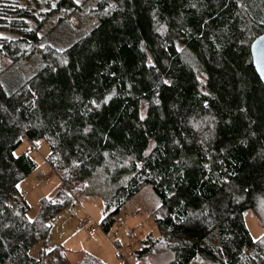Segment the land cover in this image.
Wrapping results in <instances>:
<instances>
[{
  "label": "trees",
  "instance_id": "obj_1",
  "mask_svg": "<svg viewBox=\"0 0 264 264\" xmlns=\"http://www.w3.org/2000/svg\"><path fill=\"white\" fill-rule=\"evenodd\" d=\"M100 23L71 46L43 44V23L1 5L0 264H72L46 250L51 221L75 200L101 198L109 233L146 186L160 206L159 236L136 258L168 264H264V85L251 45L264 33V0H86ZM82 9L59 0V10ZM3 10V11H2ZM43 65L23 77L20 64ZM3 59L8 61L4 64ZM13 77V78H12ZM46 140L62 183L33 220L20 184L38 169L23 142ZM81 188V189H80ZM43 244L39 257L30 251ZM75 264H104L85 254Z\"/></svg>",
  "mask_w": 264,
  "mask_h": 264
},
{
  "label": "rangeland",
  "instance_id": "obj_2",
  "mask_svg": "<svg viewBox=\"0 0 264 264\" xmlns=\"http://www.w3.org/2000/svg\"><path fill=\"white\" fill-rule=\"evenodd\" d=\"M75 1L83 10L58 11L59 0H0V9L2 4H9L27 10L32 15L34 28L37 27L38 22L43 23V28L40 30V36L44 38L43 44L64 49L90 33L100 23L99 18L88 16V8L84 7L86 0ZM1 36L14 37L16 33L10 27L0 24ZM7 61L3 59L2 63ZM42 65L43 61L39 54H36L30 60L20 64V73L23 77L30 76ZM23 152H28L38 164V169L20 184V191L30 205L28 218L33 220L39 211V201L43 197L54 198L62 181L47 163L50 147L46 140L36 143L25 140L16 153ZM78 188L76 184L67 188L75 200L51 221L47 251L63 249L67 261L72 264L79 262L85 254L97 257L104 264L169 263L171 260L169 253L155 254L147 260L137 259L135 255L136 251L141 249L142 241L148 234L152 233L155 236L160 234L154 220V213L160 206V200L152 186H146L127 202L116 217L117 222L109 233H105L101 228V221L105 217L103 200L98 197L82 196L76 192ZM247 213V226L253 237L258 239L264 232L261 220L254 212ZM85 218L91 219L99 226L96 233L81 229ZM42 248L41 242L31 249L30 254L37 258ZM190 264L213 263L197 257Z\"/></svg>",
  "mask_w": 264,
  "mask_h": 264
},
{
  "label": "water",
  "instance_id": "obj_3",
  "mask_svg": "<svg viewBox=\"0 0 264 264\" xmlns=\"http://www.w3.org/2000/svg\"><path fill=\"white\" fill-rule=\"evenodd\" d=\"M251 53L255 70L264 85V33L253 41Z\"/></svg>",
  "mask_w": 264,
  "mask_h": 264
},
{
  "label": "built area",
  "instance_id": "obj_4",
  "mask_svg": "<svg viewBox=\"0 0 264 264\" xmlns=\"http://www.w3.org/2000/svg\"><path fill=\"white\" fill-rule=\"evenodd\" d=\"M81 229H87L91 233H96L99 229V226L94 224L91 219L85 218V220L81 224ZM117 250L120 252L119 248H117Z\"/></svg>",
  "mask_w": 264,
  "mask_h": 264
}]
</instances>
